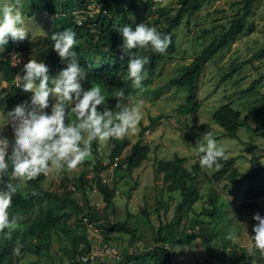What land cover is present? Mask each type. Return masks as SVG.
Segmentation results:
<instances>
[{
    "label": "rangeland",
    "instance_id": "1",
    "mask_svg": "<svg viewBox=\"0 0 264 264\" xmlns=\"http://www.w3.org/2000/svg\"><path fill=\"white\" fill-rule=\"evenodd\" d=\"M123 7L127 1L122 0ZM240 0H206L201 8L190 16L189 20L184 17L182 23L178 25L173 33L175 35V51L171 55H166L158 60L152 73L148 76V90H154L163 85L169 76L176 74L183 65L188 64L197 54H199L211 41L220 34L223 28L228 27L231 17L240 8ZM5 0H0V4ZM14 2V0H13ZM97 2V1H96ZM180 0H158L156 7H172L178 5ZM99 8L100 4L97 2ZM22 13L25 21V28L28 37L19 41L20 43L31 44L38 36L51 37L53 33V23L55 16L47 13L34 14L30 17L23 11L27 6L26 0H22ZM97 9V8H95ZM88 8L86 12L92 11ZM101 10V8H100ZM101 10V22L110 19V30L117 31V13L109 8ZM155 10V9H154ZM152 10L147 17L140 16L141 13L130 10L129 18L133 22H144L146 18L152 20L157 13ZM74 15V13H73ZM74 19L77 17L73 16ZM55 24V23H54ZM98 22L94 25L95 34ZM102 25V24H101ZM151 27V25H149ZM157 28V27H156ZM59 31V30H58ZM80 48L96 63H105L106 60L101 51L107 50V42L87 41L83 38L76 40ZM45 45V44H44ZM43 45V46H44ZM264 45V0L253 3L252 13L248 17L243 32L235 37L228 45L221 48L204 65L199 77L197 98L200 102L199 110L180 114L176 107L183 103L186 90L183 87H165L156 97H149L145 89L136 92H125L129 97L127 103L139 104L142 119L136 129L135 134H129L125 138L128 145L123 148L119 156L109 161V151L111 143L97 142L95 151L83 164L74 171L52 172L41 181L44 191H51L57 196H64L69 193L78 204L82 206V213L73 215L70 218H61L60 225L51 229L48 246L43 247L40 254H35L31 250L20 252L16 255V264H68L75 260L74 253L84 246L82 235L90 242L89 250L100 252V245L107 241L114 245L119 257L125 252H140L151 248L154 245V232L159 224L169 223L175 220V205L179 200V192L175 184L170 183V177L163 178V173H154L155 164L158 159L170 160L174 154L186 157L184 166L189 168L198 154L199 142L207 131L212 132L218 145L225 148L226 154L235 157L234 165L240 172H247L257 165L264 163V57L256 58L252 55L260 50ZM37 47L23 48L13 58V64L18 61L22 63L28 57L37 58ZM2 49V47H0ZM46 52V49H43ZM240 64L237 71L227 76V72L232 65ZM47 65V63H46ZM55 77L56 75H49ZM125 76V72H124ZM227 76V77H226ZM19 75H15L18 81ZM261 77L260 83L250 92H243L253 80ZM22 81V80H20ZM91 83L90 78L82 80V87L85 88ZM51 84V81H50ZM129 84H132L129 79ZM103 93L108 98L106 105L115 109V99L112 95L116 90L108 85L101 87ZM9 90V84L0 76V133L9 132L13 134L11 124L8 121L7 113L4 110L1 97ZM30 105L32 93L27 92ZM230 101L234 108H237L241 117L249 123L250 128L242 126L238 129V138H231L225 135L224 130L213 119L212 112L222 103ZM56 102V98L50 96L49 108ZM159 116V117H158ZM150 117H158L154 124H150ZM75 117H70L74 120ZM69 120H66V123ZM258 125V127H254ZM260 125V126H259ZM147 126L142 134L139 130ZM140 140L141 144L149 146V152L142 163L128 172L124 164V156L129 150V146ZM253 146V147H252ZM258 159L254 161V157ZM93 167L98 170L95 175ZM216 170L203 168L198 174L196 187L199 189L201 197L194 203V208L198 212L204 207H210V197L208 192L213 189L226 204V216L224 222L228 220L230 227L237 233L236 241H231V246L238 251H243L249 264H264V255L259 250H254L249 254L247 249L254 246L251 239L253 235L252 226L256 223L253 215L257 212L264 216V197L258 199V207L253 209L245 208L241 205L244 200L243 192L247 187L244 180L230 179L226 174L218 179L213 177ZM82 176L84 180L83 189L78 187V178ZM12 179L19 185L21 192H26L29 186L26 181L15 178ZM100 182L108 186L113 183L117 186V191L112 199V204L104 208L102 195L97 187V178ZM135 184L133 189L130 186ZM49 199L46 196L40 201H36L32 210L28 212L9 213L10 218L15 216L20 218L19 222L27 224L37 219H43ZM143 210L146 213H143ZM129 214V215H128ZM192 212H186L181 220L173 227L179 231L181 229H191ZM206 218V216H202ZM126 221L130 228L135 227L137 233L135 241H130V234L121 230H112L111 224ZM62 226L66 229L64 232ZM225 229V227L223 226ZM197 230V226L194 227ZM176 231V232H177ZM30 245L34 239L27 240ZM224 237L216 235L212 243L211 254L204 251L200 238L195 239L188 245L175 243L170 246V261L179 264H226L221 253ZM78 244V246L76 245ZM257 252L262 256V260L257 259ZM111 262L112 258L106 255H99V258ZM151 258L145 259L142 264H149ZM237 264H246L240 261Z\"/></svg>",
    "mask_w": 264,
    "mask_h": 264
},
{
    "label": "trees",
    "instance_id": "2",
    "mask_svg": "<svg viewBox=\"0 0 264 264\" xmlns=\"http://www.w3.org/2000/svg\"><path fill=\"white\" fill-rule=\"evenodd\" d=\"M98 2L100 8H109L115 11L118 15L116 21L119 27L125 25L131 26L133 29L139 23L151 27H157L156 30L163 36L168 35L171 37V44L164 53L155 52L150 46L148 48H137L129 50L131 53H135L137 56L149 57V63L144 66V74L146 79L143 81L142 88L145 89V93L149 97H156L165 87H183L186 90V96L183 103L176 107V111L180 114L190 113L199 110L200 102L197 98L199 77L204 68L205 63L213 57L221 48L228 45L235 37L239 36L245 29L246 21L252 13V6L255 1L258 0H240V8L231 17L228 27L223 28L220 34L214 36L209 44L197 54L188 64L182 66V68L174 75L168 77L166 82L154 90H148L149 83L148 76L152 73L158 60L162 59L166 55H171L175 51V35L174 29L182 23L184 17L189 20L190 16L194 12L199 10L206 0H180L176 6H162L156 7L155 4L158 0H126V6L123 7L122 0H26L27 6L23 9L24 12L30 17L34 14L47 13L55 16L53 23V31L61 32L65 28H71L76 32V38L86 39L89 41L95 40L96 42L106 41L107 51L102 50L101 55L108 60L101 65L94 64L87 54L77 45L74 46V51L77 52L78 60L83 68L87 70V76L90 78V85L84 89H88L92 84H98L101 87L108 85L114 88L116 91L124 90V92H136L139 89L132 87L129 84V78L127 74V62L129 60V53L125 52L122 48L123 37L119 31L110 30V19L100 18L101 10L97 14H93L91 17L87 16L83 22L76 24L73 20V11L77 9L87 8V5L92 2ZM96 2V3H97ZM155 9V10H154ZM133 10L141 13L140 16L147 17L154 10L157 14L155 18L150 20L146 18L144 22L132 21L129 18V11ZM100 31L95 34L93 27L95 24ZM59 30V31H58ZM45 44V45H44ZM53 42L50 37L38 36L36 41L31 44L16 43L10 37L8 43L2 46L0 49V76L1 78L10 83V90H8L3 96L2 101L4 104V110H10L15 104H21L29 102L27 92H24L21 88L17 87L15 83V75H24L23 69L19 70V67L12 65V58L9 54L12 50L14 54H19V51L23 48L37 47V61H43L47 63L49 67V74L57 75V73L64 67L65 62L61 61L58 54L52 48ZM44 45V46H43ZM46 49L44 52L43 49ZM253 57H264V45L255 52ZM29 59L28 57L22 63V67ZM240 64L232 65L227 72V76L238 70ZM125 72V76H124ZM20 76V77H21ZM226 76V77H227ZM261 81V77L253 80V82L243 91L250 92ZM22 84V81H20ZM49 82V86H50ZM31 94V92H28ZM116 109V108H115ZM118 111L114 112V114ZM159 117V116H158ZM158 117H150V124H154ZM212 119L223 128L226 136L231 138H238V129L240 126L244 128H250L251 126L247 121L241 117V113L237 108H234L230 101L220 104L213 112ZM260 126V125H259ZM261 126L264 127V124ZM147 126H143L139 133L142 134ZM258 127V125L254 126ZM0 136H6L9 140H12V134L9 132H1ZM110 151L108 154L109 161L112 162L114 158L119 156L124 147L128 145L126 138L122 140L111 139ZM97 141L92 142V150L95 151ZM253 147V146H252ZM149 152V146L141 144L140 140L135 141L129 146V150L124 156L125 168L128 172H131L133 168L138 167L144 159H146ZM229 159L221 160L222 167L219 171L213 174V177L218 179L225 174L233 180L246 181L247 187L243 192L244 200L240 203L242 206L248 209L258 207V199L264 197V163H261L247 172H240L235 167V157L229 156ZM254 161L258 159V156L254 157ZM185 156L174 154L170 160L158 159L155 164L154 173H163V178L170 177V183L175 184L176 189L179 192V200L175 205V220L169 223L159 222L154 232V245L151 248L140 252H125L118 260H112L111 262L105 260H81L79 256L87 253L90 249V242L82 235L84 246L79 248L76 254L77 258L68 264H142V262L151 258L152 261L149 264H179L177 262L170 261V246L175 243L179 245H188L195 239L200 238L204 246L206 254L210 255L212 251V243L215 236L218 234L224 237L221 253L224 257L226 264H237L238 262L245 261L246 256L243 251H238L232 248L231 241L226 240L225 236L229 230H234L229 225L228 220L224 222L226 216V204L224 198L221 197L215 190L211 189L208 192L210 199V207H204L200 211H196L194 203L201 197L199 189L196 187L197 176L203 169L199 164V154H197L195 160L189 168L184 166L186 162ZM95 175L98 170L93 167ZM11 166L7 174L0 179V189H3L6 183H13L18 186L17 193L13 196L12 206L9 208V213L13 212H28L33 209L35 202L40 201L43 196L48 197L50 200L47 204V210L45 211L44 220L37 219L29 223L19 222L17 229L12 232V238L8 239L5 233H0V264H16V255L14 249L19 247L20 252L25 250H31L35 254H40L43 247L48 246V240L50 237L51 229L60 225L59 220L61 218H70L73 215H79L82 213V206H80L74 197H70L69 193L64 196H57L51 191H44L41 186V181L45 175L41 174L38 178L26 181L29 189L26 192H21L19 185L12 179ZM97 178V187L102 195L104 202V208L112 204V199L117 186L115 183L112 186H108L100 182V177ZM84 180L80 175L78 178V187L83 189ZM135 184L130 186L133 189ZM33 192L37 193L33 195ZM106 210V208H105ZM186 212H192L194 215L191 217V229L179 231L173 229ZM143 213H146L143 210ZM129 215V214H128ZM206 218H202V216ZM197 226V230L194 227ZM225 227V229L223 228ZM64 232L66 229L62 226ZM112 230L118 229L130 234V241H135V235L137 229L135 227L130 228L126 225V221L115 222L111 224ZM8 230L6 229L5 232ZM177 231V232H176ZM238 231V230H235ZM254 234V233H253ZM28 239H34L33 244L27 241ZM78 246V244H76ZM257 259L262 260L263 256L257 252Z\"/></svg>",
    "mask_w": 264,
    "mask_h": 264
},
{
    "label": "clouds",
    "instance_id": "3",
    "mask_svg": "<svg viewBox=\"0 0 264 264\" xmlns=\"http://www.w3.org/2000/svg\"><path fill=\"white\" fill-rule=\"evenodd\" d=\"M22 7V0H5L0 4V47L8 43L9 37L16 43L28 37ZM88 8L93 10L86 12ZM99 12L98 4L92 2L87 8L74 10L77 18L73 20L78 24L87 16ZM115 28L123 37V50L129 53L128 78L133 88L141 89L146 79L144 66L149 63V57L137 56L129 50L150 46L155 52L164 53L171 44V37L162 36L155 27L144 23L137 24L134 29L128 25ZM50 39L53 50L66 64L55 77L49 76V67L43 61L29 59L22 67L23 62L13 64L12 60V65L24 71L23 77L18 74L21 77L18 81L15 78V83L24 92L32 93L31 107L28 102H24L15 104L11 111L7 110L13 139L0 136V179L8 173L10 166L12 175L23 181L34 180L41 174L48 176L52 172L74 171L92 155L93 141L122 140L130 133L135 134L142 119L139 104L127 103L129 97L124 90L114 92L111 97L115 99V108L118 109L114 114L107 106L101 108L106 105L108 98L100 85L93 83L88 89L82 87L81 81L87 79V70L81 66L77 52L73 50L78 45L74 30L65 28L53 33ZM9 54L12 59L16 58L13 50ZM50 96L55 97L56 102L47 112L45 109L49 108ZM1 102L3 104L2 97ZM73 116L75 119L70 120ZM66 120L69 122L66 123ZM198 154L201 168L216 171L222 167L221 160L229 159L225 148L217 144L210 131L203 134ZM17 191L18 186L10 182L0 189V233H5L8 239L12 238V232L17 229L20 219L15 216L10 218L9 215ZM36 194L33 192V195ZM252 218L256 221L251 236L254 246L247 251L252 254L254 250H259L264 255V216L257 212ZM225 239L236 241V231L229 230ZM14 253L19 256L20 248H15Z\"/></svg>",
    "mask_w": 264,
    "mask_h": 264
},
{
    "label": "built area",
    "instance_id": "4",
    "mask_svg": "<svg viewBox=\"0 0 264 264\" xmlns=\"http://www.w3.org/2000/svg\"><path fill=\"white\" fill-rule=\"evenodd\" d=\"M99 255H106L107 257H111L112 260H118L119 259V254L117 249L115 248L114 245H111L109 242L104 241L100 245V252L97 250H89L87 253L79 256V259L81 260H90L94 261L97 259L104 260L102 257L99 258Z\"/></svg>",
    "mask_w": 264,
    "mask_h": 264
}]
</instances>
